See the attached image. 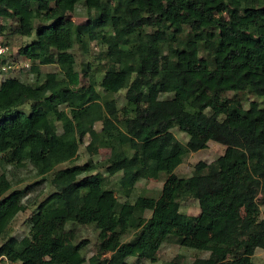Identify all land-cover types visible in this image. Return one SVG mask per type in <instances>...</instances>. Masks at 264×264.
<instances>
[{
  "label": "trees",
  "instance_id": "obj_1",
  "mask_svg": "<svg viewBox=\"0 0 264 264\" xmlns=\"http://www.w3.org/2000/svg\"><path fill=\"white\" fill-rule=\"evenodd\" d=\"M80 1L83 26L66 16ZM0 17L15 19L21 36L32 37L18 53L35 77L32 84L0 81L1 170L29 162L44 181L75 162L88 138L90 156L109 150L105 173H120L126 196L139 180L165 174L157 197L129 202L112 197L98 162L57 169V191L36 205L28 234L17 239L10 224L25 210L24 192L11 191L2 172L0 254L20 264L154 263L171 242L208 253L190 264H255L252 256L264 249L256 202L259 194L264 199V0H0ZM75 40L82 50L89 42L103 46L106 68L83 69L102 74V94L92 84L72 88L80 82ZM53 64L62 78L41 72ZM120 91L125 104L118 107L112 96ZM248 93L262 105L250 101L245 108ZM25 105L27 115L18 111ZM174 127L189 137L186 145ZM209 141L223 145V154L196 163L189 177L177 176L184 157ZM189 199L198 202L197 215L180 211ZM84 224L98 231L88 258L86 241L74 233Z\"/></svg>",
  "mask_w": 264,
  "mask_h": 264
},
{
  "label": "rangeland",
  "instance_id": "obj_2",
  "mask_svg": "<svg viewBox=\"0 0 264 264\" xmlns=\"http://www.w3.org/2000/svg\"><path fill=\"white\" fill-rule=\"evenodd\" d=\"M67 18L72 20L75 24L83 26L87 23V13L85 6L82 1L76 4L74 10L67 12ZM0 40L6 42L10 47V58L12 61V68L6 69L5 71L0 69V81L16 77L21 79L22 81L28 83H34L35 77L32 74L30 67L26 68L24 63L29 61L25 60L18 53L19 49L30 43L32 41L31 38L23 37L20 34V30L18 24L13 18L0 17ZM103 50V46L96 42L87 43L86 50H82L81 47L77 45V41L75 40V45L72 49V53L75 57L76 61V71L79 72L80 82L78 85H72V88L77 91H82L88 85H96V89L102 94L103 91L97 85L102 74L96 73L94 71H83L84 67L87 63L93 67H98L99 69L106 68V61L102 60L99 53ZM3 63H0V66ZM18 67V69H13L14 67ZM42 73L53 72L57 74L58 78H62V74L58 70V66L56 64L53 65H43L40 67ZM125 91H120L117 94H114L112 97L115 99L117 106L121 107L125 104L124 98ZM231 95V93H229ZM172 94H162L160 96L161 99H170L172 98ZM250 101H257L260 105L262 102L253 94H246L243 98V106L245 108L248 107ZM21 114L27 115L30 112V107L28 105L22 106L18 109ZM206 114H210L209 110L205 111ZM96 130L100 129V124L97 123L95 125ZM171 132L175 136V138L180 141L182 144L186 145L188 143L189 137L181 132L177 127L171 129ZM85 139L83 145L80 146L78 156L76 161L73 163H65L58 166L54 171L47 174L45 176V180L41 181V178L38 177L35 173L34 167L26 162L22 167H16L13 165L5 166L4 170L0 169V173L4 172L8 179L11 182L12 190H21L24 192L22 197V203L25 205V210L23 212L18 213L10 224V236L15 237L17 239H21L26 236L29 232V217L35 211L36 205L42 201L49 194L56 192L57 188L53 183L54 172L57 169L70 166L73 164H82L87 162L88 160H92L93 162H98V171L105 177L104 186L111 190L112 197L116 198L119 201L128 200L129 202H133L139 195L143 196H154L157 197L161 190L165 174L161 173L158 177H149L145 179H141L135 185L133 191L129 196L123 194V191L120 188L118 180L120 178V173L114 176H108L105 173V165L103 162L109 155L108 149H100L96 155L90 156L86 149V141ZM225 147L217 142L209 141L208 146L204 150H199L197 152H189L183 159V162L175 169L174 173L179 177H189L193 174L194 166L199 161H203L206 163H211L215 161L219 156H221L224 152ZM256 202L260 209L259 220L264 222V199L259 194L256 198ZM180 211L187 215H197L199 212L198 202L194 199H189L182 201L180 204ZM146 218L150 217V212H146ZM74 233L79 240L86 241V247L84 248V254L86 258L93 255L96 251V245L98 240V231L93 225L84 224L78 225L74 227ZM3 243V240H0V245ZM208 253L201 250L185 248L179 246L175 243L165 242L159 248L157 253V261L152 263L148 259H134L128 258L126 260L127 263L130 264H164L167 262H176V263H192L195 259L198 258H206ZM104 258L109 257V253H104ZM252 261L255 264H264V249H257L252 256ZM13 264H20L19 262H15Z\"/></svg>",
  "mask_w": 264,
  "mask_h": 264
},
{
  "label": "built area",
  "instance_id": "obj_3",
  "mask_svg": "<svg viewBox=\"0 0 264 264\" xmlns=\"http://www.w3.org/2000/svg\"><path fill=\"white\" fill-rule=\"evenodd\" d=\"M0 69L5 71L6 69H11L12 68V61L10 58V47L9 45L4 42L3 40H0ZM24 66L26 68L30 67V63L26 62L24 63ZM13 69H18V67H14ZM0 264H13L9 259L4 255L0 254Z\"/></svg>",
  "mask_w": 264,
  "mask_h": 264
}]
</instances>
